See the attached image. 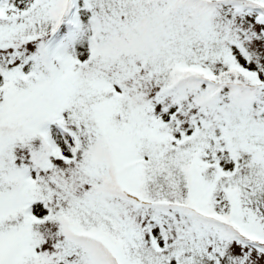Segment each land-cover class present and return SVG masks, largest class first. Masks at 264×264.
Segmentation results:
<instances>
[{
  "label": "snow or ice",
  "instance_id": "6c2138e0",
  "mask_svg": "<svg viewBox=\"0 0 264 264\" xmlns=\"http://www.w3.org/2000/svg\"><path fill=\"white\" fill-rule=\"evenodd\" d=\"M0 264H264V0H0Z\"/></svg>",
  "mask_w": 264,
  "mask_h": 264
}]
</instances>
